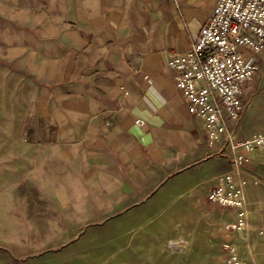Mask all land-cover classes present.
<instances>
[{"label": "crops", "instance_id": "1", "mask_svg": "<svg viewBox=\"0 0 264 264\" xmlns=\"http://www.w3.org/2000/svg\"><path fill=\"white\" fill-rule=\"evenodd\" d=\"M214 1L0 0V95L11 113L0 142L15 143L0 152V264H76L117 236L119 208L193 175L214 185L229 169L167 65ZM248 57L257 69L229 122L239 139L264 132V50ZM241 177L248 233L264 244V148Z\"/></svg>", "mask_w": 264, "mask_h": 264}, {"label": "built area", "instance_id": "2", "mask_svg": "<svg viewBox=\"0 0 264 264\" xmlns=\"http://www.w3.org/2000/svg\"><path fill=\"white\" fill-rule=\"evenodd\" d=\"M263 50L264 0H215L187 50L172 53L167 62L189 114L202 121L209 141L226 149L229 169L215 177L207 201L231 210L227 228L244 238L249 228L241 169L251 152L264 148V132L239 139L229 129V122L242 115L245 99L241 86L257 69L248 55ZM229 260L241 263L230 247Z\"/></svg>", "mask_w": 264, "mask_h": 264}, {"label": "rangeland", "instance_id": "3", "mask_svg": "<svg viewBox=\"0 0 264 264\" xmlns=\"http://www.w3.org/2000/svg\"><path fill=\"white\" fill-rule=\"evenodd\" d=\"M7 97L0 95V120L11 115ZM13 150L15 143L0 142L1 153ZM212 185L213 175H193L132 208H119L117 236L103 238L76 264H231L229 247L240 264H264L261 240L228 229L232 211L208 203Z\"/></svg>", "mask_w": 264, "mask_h": 264}]
</instances>
